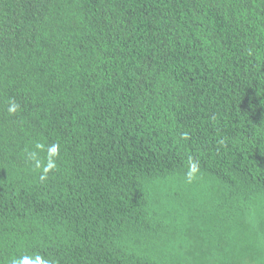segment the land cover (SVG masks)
Masks as SVG:
<instances>
[{
  "label": "trees",
  "instance_id": "obj_1",
  "mask_svg": "<svg viewBox=\"0 0 264 264\" xmlns=\"http://www.w3.org/2000/svg\"><path fill=\"white\" fill-rule=\"evenodd\" d=\"M24 256L264 264V0H0V264Z\"/></svg>",
  "mask_w": 264,
  "mask_h": 264
},
{
  "label": "clouds",
  "instance_id": "obj_2",
  "mask_svg": "<svg viewBox=\"0 0 264 264\" xmlns=\"http://www.w3.org/2000/svg\"><path fill=\"white\" fill-rule=\"evenodd\" d=\"M18 105L15 102H11V106L9 107V113H15L18 110ZM57 151V147L53 146L51 149H49L50 153H55ZM54 167V164L51 162V160L49 161V163L47 164V166L45 167V172H47L48 170H50L51 168ZM197 169V165L196 164H192L191 165V171L189 173L188 179L191 180L193 178V175L195 174ZM46 176H42L41 179H45ZM12 264H50L49 261L46 260H42L41 257L37 256L35 260L30 259L28 256H24L20 259H14L12 261Z\"/></svg>",
  "mask_w": 264,
  "mask_h": 264
}]
</instances>
